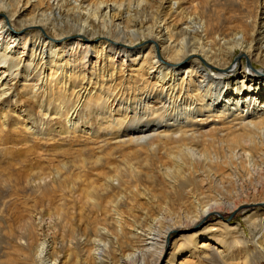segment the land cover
I'll return each mask as SVG.
<instances>
[{
    "label": "bare ground",
    "instance_id": "bare-ground-1",
    "mask_svg": "<svg viewBox=\"0 0 264 264\" xmlns=\"http://www.w3.org/2000/svg\"><path fill=\"white\" fill-rule=\"evenodd\" d=\"M0 264H264V0H0Z\"/></svg>",
    "mask_w": 264,
    "mask_h": 264
},
{
    "label": "rangeland",
    "instance_id": "rangeland-1",
    "mask_svg": "<svg viewBox=\"0 0 264 264\" xmlns=\"http://www.w3.org/2000/svg\"><path fill=\"white\" fill-rule=\"evenodd\" d=\"M238 54V53H237ZM237 56V55H236ZM236 56L234 57V59H236ZM244 60V63H245V65L247 66L248 65V63H246V61H245V59H243ZM255 67H258L257 65H254ZM55 148L56 149H58L59 147H58V145H56V144H52V142L51 143H48V145H46L44 148H43V150L44 151H47L48 152V154H47V159H44L45 161H43V163L41 164V165H43V167L44 168H48V167H50V166H52L53 167V165L54 166H57V164H55V163H58V161H60L61 159H62V156H60L61 154L60 153H57L58 152V150H55ZM50 151V152H49ZM58 159H57V158ZM52 160V161H51ZM54 160V161H53ZM47 161V162H46ZM51 164V165H50ZM41 165H37V163H35L34 165H33V169H32V171L31 172H34L35 170H36V168L37 167H41ZM249 213H246V214H240V215H234V214H232V213H228L227 215H226V217H225V220L226 221H228V222H232L233 221V223H235V221H239L242 225H243V220H242V218L243 217H246L247 215H248Z\"/></svg>",
    "mask_w": 264,
    "mask_h": 264
}]
</instances>
